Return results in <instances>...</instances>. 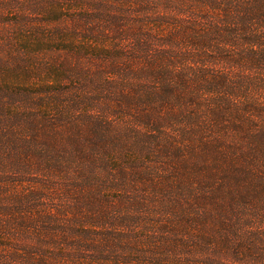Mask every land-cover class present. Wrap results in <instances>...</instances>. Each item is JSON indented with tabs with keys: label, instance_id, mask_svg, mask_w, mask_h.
<instances>
[{
	"label": "trees",
	"instance_id": "1",
	"mask_svg": "<svg viewBox=\"0 0 264 264\" xmlns=\"http://www.w3.org/2000/svg\"><path fill=\"white\" fill-rule=\"evenodd\" d=\"M0 264H264V0H0Z\"/></svg>",
	"mask_w": 264,
	"mask_h": 264
}]
</instances>
